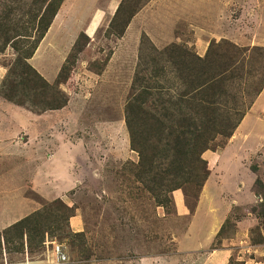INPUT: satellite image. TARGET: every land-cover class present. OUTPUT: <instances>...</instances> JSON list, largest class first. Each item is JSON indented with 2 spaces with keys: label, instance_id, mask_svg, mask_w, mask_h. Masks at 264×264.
Segmentation results:
<instances>
[{
  "label": "rangeland",
  "instance_id": "obj_1",
  "mask_svg": "<svg viewBox=\"0 0 264 264\" xmlns=\"http://www.w3.org/2000/svg\"><path fill=\"white\" fill-rule=\"evenodd\" d=\"M48 1L0 0V102L35 115L23 117L20 129L2 121L22 150L0 164V264H60L56 248L66 256L62 264H176L172 240L190 217L175 210L181 198L187 214L195 210L200 188L191 180L206 174L198 160L228 142L221 123H235L262 93L264 0H63L39 42ZM187 61L186 68L201 66L198 73L208 77L226 71L211 101L202 88L189 104L181 96L175 107L157 103L183 93L176 77L186 74L175 66ZM259 100L264 119V96ZM129 101L132 113L143 102L151 116L171 115L159 140L151 128L129 130ZM206 119L209 131L198 143L172 147L174 137L202 134ZM51 140L71 146L53 155L64 172L68 167V183L49 178L60 168L39 144ZM258 145L239 150L233 178L223 183L228 191L219 189V204L236 208L206 253L232 249L231 264L249 256L255 262L247 264H264V137ZM214 184L216 191L220 181ZM10 217L24 223L9 228Z\"/></svg>",
  "mask_w": 264,
  "mask_h": 264
},
{
  "label": "crops",
  "instance_id": "obj_2",
  "mask_svg": "<svg viewBox=\"0 0 264 264\" xmlns=\"http://www.w3.org/2000/svg\"><path fill=\"white\" fill-rule=\"evenodd\" d=\"M97 17L99 18L100 15H97ZM84 33L89 36L90 27L87 28V30ZM261 92L262 93L259 94L256 103H259L260 102L259 99L264 96V90ZM255 105L247 110L244 117L242 118L236 129L234 130L232 136L229 138L228 142L222 148L214 152L207 151L203 153V158L207 162V167L209 166L208 167L209 175L201 189L200 195L198 197L199 198L198 203L193 213L187 214L189 212H187L186 206L182 201V198L178 200V207L180 209V213H178L176 209L177 206L175 207L176 213L180 216L189 215L190 219L184 234L176 236L178 237L177 240L176 237L173 238L174 241L172 240L173 246L176 249L175 254L178 257V260L174 259L175 261H177L176 264H231L230 257L231 254L233 253L232 249H227L225 246L220 249L213 248L209 254L206 253V250L213 243L214 238H216L217 235L220 233L222 226L225 224L226 220L229 218V216H231V213L236 208L235 206H233V202L231 205L225 202L226 205L224 206L223 204L222 205L219 204L218 201V199H221L219 189L221 190V193L222 191L223 192L228 191V187L225 186V184L223 183L228 182L229 185V179L233 178V161H236V158L239 157L240 149L242 151L246 149L247 150L257 149L259 147L258 144L261 142V139L264 137V130H261V127L264 129V119L257 114L258 111L261 109L257 107L255 108ZM0 106L2 107V109H6L5 114H3L2 109H0V137L2 139V140L0 139V164H2L8 161L6 160L7 156H10L12 154H17L18 151L22 150L20 143H17L14 139L9 138L10 136L7 137L5 134L6 132L12 133L9 131L12 128V126H8V124H2V121L12 122L13 120L17 123L16 127L18 126V129H20L21 128L20 126L23 125V123H21V121H23L24 119L23 117H27V115L31 113L25 111V109L20 108L18 106H13V105L10 106L9 104L3 106L1 105V102H0ZM6 111L9 114H7ZM14 112H17L16 115H12ZM31 116L35 118V115L31 114ZM13 117H15L16 119ZM37 118L44 119L45 115L41 114ZM256 128H258L260 131H257ZM15 131L16 130L14 129V132ZM246 137L248 139L247 147L243 145V142L245 141ZM12 140L14 141L12 142ZM66 145H68L71 150V146L69 143L66 144L58 143V147H57V143L55 142V140L53 142L52 140L47 141L46 143L45 141H43V143L39 144L40 146L39 148L41 149V152L51 153V156H53L55 154L54 151L55 148L58 149L57 152H61V150L63 151V148L66 147ZM27 150L29 149L25 148L24 151ZM57 157L58 156L54 157L56 159L55 165L57 164L58 168H60V172L54 176H50L49 178L50 179L54 178L58 180V182L65 181L64 178L68 177L66 174L69 171V169L68 167H65V172H64L61 168V157H59V159ZM55 165H52L48 170H46V174L52 175L51 172L53 171V166ZM60 175H62V177H60ZM217 181L218 182L220 181V185H218V189L216 188L217 191L216 192L214 191V186H215L214 183H216ZM65 182L68 183L67 181ZM60 191L63 190L60 188ZM14 192L15 191H5L3 193L6 196H11L14 195L13 194ZM173 195H176V193H173L172 197ZM175 200L176 198L174 199L173 197V202ZM14 217H10L8 219L12 218L13 220ZM201 219L207 221L205 226L204 225L199 226L198 222ZM19 220H21V218L14 219L10 224L7 225L5 224V226H11L14 223L18 222ZM246 220H248V218H246L241 223L246 222ZM239 223L240 222L236 224L237 229L241 225V223L240 224ZM75 226H77L76 222H75ZM236 248H239V250L247 249L245 246H236ZM254 257L256 256L253 257L249 256L248 259L238 260V261H240L239 263L241 264H247L249 263V261L255 262L253 260ZM170 259L172 260V258ZM238 261L235 260L236 263ZM161 263L166 264L167 262L161 261Z\"/></svg>",
  "mask_w": 264,
  "mask_h": 264
},
{
  "label": "trees",
  "instance_id": "obj_3",
  "mask_svg": "<svg viewBox=\"0 0 264 264\" xmlns=\"http://www.w3.org/2000/svg\"><path fill=\"white\" fill-rule=\"evenodd\" d=\"M62 1L63 0H50V1H48V4H47L46 8L44 9V11H49L50 12V9H51L50 19H49V21L46 22V24L43 27V30H42L41 34L38 37V41L39 42L45 36V34L48 33L47 30L49 31V29L53 25L55 19L57 18L58 14H59V12L61 10L60 9L58 11V9H59ZM132 16H133V14L131 15V18H132ZM130 19H129V21H130ZM129 21L124 22L125 23V26H124L123 31L128 26ZM27 58H31V55L27 56ZM200 59L201 58H197L198 61H201ZM188 64H189V61H187V65L183 66L182 68H180L178 66H175L177 68V70L182 71L183 73L186 74V75L180 76V77H176L175 76L176 78L181 79L180 81L183 82L182 83L183 84V90L185 92L182 91L183 93H181V94H179L177 96H174V95H171V96H168V97L165 96L166 98H160V97H158V98L155 99V101L157 100V103L170 104L169 105L170 107H175V106L178 105V102H181V100H183V102H185V104H189L190 101L195 96H197L196 94H198L201 91L202 88H205V91H202V93H203V94H201L202 97H205L209 101H211V99L213 97V91L214 90H217L218 91V89H219V88L215 87V85L217 86L216 82L218 81V79L221 78L222 74H225L226 73V71L225 72H220V73L217 72L218 74L214 73V75H211V76L208 77V73L205 74V70L202 71V72H200V73H198V71L201 68V66L198 67V65H196V70H197V72H196V70H194L193 68H186L188 66ZM184 68H186V69H184ZM160 70L162 71V68ZM193 70L196 72V74L192 72ZM187 71H189V73ZM160 74L161 73H158V75H160ZM197 74L199 75V77H196ZM191 77H192V79H190ZM199 78L201 79L200 81H199ZM136 80L143 81L144 78H137ZM187 81H189V83H188L187 86H185L184 83L186 82V84H187ZM211 83H213V85H211ZM263 87H264V84L260 87V90L258 91L257 95L261 92V90H262ZM170 88L171 87H167V89H166L165 92H168V90H170ZM172 89L170 91H172ZM186 89H188L187 92H186ZM220 93H221V90H220ZM193 94H195V95H193ZM176 97H180L181 100H177ZM202 97H201V99H203ZM7 100L10 101L8 98H7ZM130 101L128 102L129 105L127 104V109H129V113L127 112L126 113V116H125L126 125L129 128V130L131 132L134 129H138L140 131H144L146 129H150L151 128V130L155 132L156 140H159L160 139L161 132H162V131L160 132L159 130H162L161 128L167 129L166 124H168L169 120H171V115L168 114V113H166V114H164V115L162 114V116H158V117L151 116V115L148 114V112H146L142 108V105L144 104L143 102H141L142 103V105L140 104L141 106L139 105L137 107V111L132 113V112H130V109H132V104H130ZM199 103L202 106V102H200V100H199ZM204 107H206V106H204ZM209 109H211V108H209ZM247 110L246 111L244 110L242 112V114L239 116V118L237 119V121L235 123H233V124H229L228 123L226 125L223 124V123H221L222 125H224L223 131L221 132V134L224 133V137L226 139H229L232 136L234 130L236 129V127L238 126V124L240 123V121L242 120V118L244 117V115L247 112ZM132 116H133V119H132ZM209 122H211V120H209V119H206L204 121L202 134L201 133H195V135H192V136L188 137L187 139L186 138H181V137H174V139H172L171 141L175 143V146H172V147L175 148L176 145L178 146V144H179L180 141H183L184 145L194 146L195 143H198L199 138L202 137L203 135H206L207 132L209 131L206 128L208 126ZM186 123L191 124L190 121H187ZM213 124L215 125V123H213ZM225 127L226 128H229L228 129V132H225ZM211 132L216 133V131H211ZM207 140H208V138L207 139H204L203 140V143L204 144H202L200 146L201 149H200V156L199 157H201L202 152H204V151L207 150V148H206ZM210 140H211V138H210ZM169 145H171V144H169ZM200 159L198 160V162L200 161V163H203V165H204V169L203 170H204V172H206V174L204 173L205 175H204V177H202V180H200L201 182H199V177H198V179L196 178V179H192L191 180L192 183L194 182L193 183L194 186H199V188H200L199 193L201 192V189H202V187H203V185H204V183H205V181H206V179H207V177L209 175V170L207 168L206 162L204 160H202V158H200ZM229 219H231V216H229V218L226 220L225 223L229 222ZM23 220H19L18 222H16L13 225L9 226V228L10 227H17V226L21 225L22 223H24ZM222 228H223V226H222Z\"/></svg>",
  "mask_w": 264,
  "mask_h": 264
},
{
  "label": "built area",
  "instance_id": "obj_4",
  "mask_svg": "<svg viewBox=\"0 0 264 264\" xmlns=\"http://www.w3.org/2000/svg\"><path fill=\"white\" fill-rule=\"evenodd\" d=\"M55 254L58 258L59 263H64L66 261V256L63 254V252L60 250V248H56Z\"/></svg>",
  "mask_w": 264,
  "mask_h": 264
},
{
  "label": "clouds",
  "instance_id": "obj_5",
  "mask_svg": "<svg viewBox=\"0 0 264 264\" xmlns=\"http://www.w3.org/2000/svg\"><path fill=\"white\" fill-rule=\"evenodd\" d=\"M51 24H52V23H51ZM55 257H56V259H57V256H56V254H55ZM65 262H66V261H65ZM65 262H64V263H65ZM58 263H59V262H58ZM60 264H62V263H60Z\"/></svg>",
  "mask_w": 264,
  "mask_h": 264
}]
</instances>
